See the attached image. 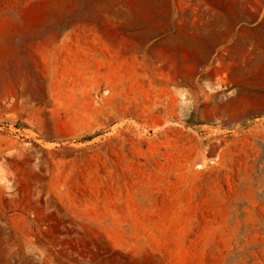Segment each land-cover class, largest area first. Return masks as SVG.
<instances>
[{
	"label": "rangeland",
	"instance_id": "rangeland-1",
	"mask_svg": "<svg viewBox=\"0 0 264 264\" xmlns=\"http://www.w3.org/2000/svg\"><path fill=\"white\" fill-rule=\"evenodd\" d=\"M0 264H264V0H0Z\"/></svg>",
	"mask_w": 264,
	"mask_h": 264
},
{
	"label": "crops",
	"instance_id": "crops-1",
	"mask_svg": "<svg viewBox=\"0 0 264 264\" xmlns=\"http://www.w3.org/2000/svg\"><path fill=\"white\" fill-rule=\"evenodd\" d=\"M165 3H166V2H165ZM167 8H168V5H167V3H166V4H165V8H164V10H163L165 15H166V13H167V11H168ZM156 13H157V12H156ZM153 15H155V14L152 13V16H153Z\"/></svg>",
	"mask_w": 264,
	"mask_h": 264
}]
</instances>
